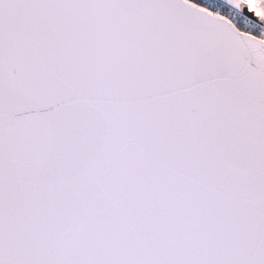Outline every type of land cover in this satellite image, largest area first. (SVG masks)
<instances>
[{"label": "snow or ice", "instance_id": "obj_1", "mask_svg": "<svg viewBox=\"0 0 264 264\" xmlns=\"http://www.w3.org/2000/svg\"><path fill=\"white\" fill-rule=\"evenodd\" d=\"M0 264H264V0H0Z\"/></svg>", "mask_w": 264, "mask_h": 264}]
</instances>
